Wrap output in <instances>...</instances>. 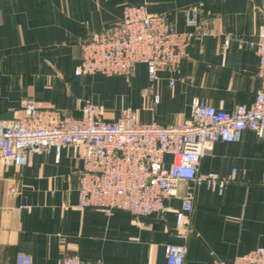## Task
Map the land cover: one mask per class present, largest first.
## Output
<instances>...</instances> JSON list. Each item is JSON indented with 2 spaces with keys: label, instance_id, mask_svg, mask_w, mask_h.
Returning <instances> with one entry per match:
<instances>
[{
  "label": "crops",
  "instance_id": "0c3cea01",
  "mask_svg": "<svg viewBox=\"0 0 264 264\" xmlns=\"http://www.w3.org/2000/svg\"><path fill=\"white\" fill-rule=\"evenodd\" d=\"M142 3L169 14L180 30L189 28L183 8L198 4L207 31L194 36L175 73L161 71L155 103L143 93V63L129 82L118 75L74 76L81 39ZM263 24L264 0H0V120L22 116L27 99L45 111L76 115L91 99L109 119L129 106L141 121L161 123L182 122L194 97L224 110L251 104L262 84L255 43ZM234 168L236 177L223 192L197 189L185 264H223L264 247V137L247 129L238 141L216 142L201 161L203 173L228 177ZM79 171L70 147L59 157L53 150L36 154L24 167L0 160V264H17L19 254L32 264H61L69 254L93 264H166V246L180 242V200L169 199L165 219L79 209Z\"/></svg>",
  "mask_w": 264,
  "mask_h": 264
},
{
  "label": "built area",
  "instance_id": "2783aa9c",
  "mask_svg": "<svg viewBox=\"0 0 264 264\" xmlns=\"http://www.w3.org/2000/svg\"><path fill=\"white\" fill-rule=\"evenodd\" d=\"M183 13L189 28L180 30L169 14L150 12L145 3L126 7L117 23L81 39L74 76L118 75L129 82L143 63L147 71L143 93L152 103L158 102L161 95L155 83L161 71L175 73L194 36L207 33L199 20V6L186 7ZM257 35L262 84L251 104L224 110L194 97L182 122L161 123L141 121L131 107L109 119L103 106L91 99L82 101L78 115L45 111L27 99L22 116L0 120V160L5 167H24L36 154L53 150L59 157L63 148L70 147L72 157L80 162L79 209L92 207L106 214L123 209L135 217L165 219L169 199L177 197L180 205L175 211V228L180 242L166 246V264H185L197 189L206 185L223 192L237 174L236 168L228 177L214 171L203 173V156L218 141H238L247 129L264 137V24ZM228 44L227 39L223 48ZM261 184L264 187V168ZM17 264H32V259L19 254ZM61 264L93 263L69 254ZM223 264H264V247Z\"/></svg>",
  "mask_w": 264,
  "mask_h": 264
},
{
  "label": "rangeland",
  "instance_id": "374dc122",
  "mask_svg": "<svg viewBox=\"0 0 264 264\" xmlns=\"http://www.w3.org/2000/svg\"><path fill=\"white\" fill-rule=\"evenodd\" d=\"M193 5H197V6H198V4H191V5L185 6L184 8L189 7V6H193ZM184 8H183V9H184ZM117 100H118V101H123V97L118 96ZM117 100H116V101H117ZM127 107H129V106H127ZM124 108H126V107H124Z\"/></svg>",
  "mask_w": 264,
  "mask_h": 264
}]
</instances>
